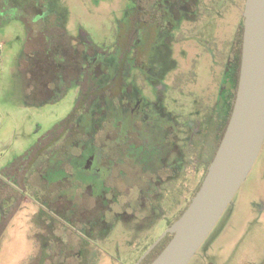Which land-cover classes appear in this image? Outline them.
Returning <instances> with one entry per match:
<instances>
[{
  "label": "rangeland",
  "instance_id": "374dc122",
  "mask_svg": "<svg viewBox=\"0 0 264 264\" xmlns=\"http://www.w3.org/2000/svg\"><path fill=\"white\" fill-rule=\"evenodd\" d=\"M134 7L135 0H0V264H136L176 219L177 203L181 209L187 205L202 181L205 168L193 171L190 165L184 170V199L181 184H173L155 215L146 216L141 208L136 214L106 220L108 226L98 229L49 201L54 176L48 171V182L31 175L20 184L8 173L11 166H23L19 158L47 138L69 115L79 96L73 84L54 101L35 102L38 96L53 93L34 92L25 71L28 56L44 40V24L62 28L76 43L83 41L101 49L110 66L117 40L128 31L129 26L122 23L124 11ZM243 8L244 0H197L189 14L174 20L166 38L144 41V31L132 49L138 58H150L152 69L160 70L166 104L181 105L178 108L184 115L202 120L206 127ZM151 29L147 26L148 34ZM116 50L118 55L129 53L120 47ZM125 61L116 65L122 68ZM154 91L146 85L142 95L148 98ZM99 140L104 141L102 135ZM57 141L48 138L44 144L43 150L56 146L51 165L64 156L59 150L65 142L63 138ZM76 151L70 148L65 155L74 168L82 163L73 156ZM92 156L87 167H102L98 149ZM80 175L77 171L76 177ZM138 177L130 173L120 180L121 187L138 183ZM72 196L67 210L80 199L78 194ZM188 264H264V140L246 178Z\"/></svg>",
  "mask_w": 264,
  "mask_h": 264
},
{
  "label": "flooded vegetation",
  "instance_id": "af4514ba",
  "mask_svg": "<svg viewBox=\"0 0 264 264\" xmlns=\"http://www.w3.org/2000/svg\"><path fill=\"white\" fill-rule=\"evenodd\" d=\"M196 2L197 0H167V3L166 0H144L142 3V0H135V7L124 11L122 23L129 27L125 38L117 40L122 45L116 42V49L120 47L124 53L129 52L127 56L118 55L115 49L116 55L110 66V61L103 56L102 60L98 58L101 61L99 66L81 67L73 73L74 84L79 90V108L49 138H57L59 142L63 138L62 143L65 142V145L59 151H64V156H58L57 162L51 165L56 146L43 150L44 145H34L19 158L21 163L24 162L22 167L18 168L17 165L16 168L11 166L7 169L12 178L19 183L34 175L48 182L45 179L49 177L48 171L54 176L50 179L49 201L53 200V204L59 209L65 208L62 212L70 211L75 215L74 218L86 219L98 229L108 226L106 220L119 218L127 213L136 214L141 208H144L146 216L155 215L166 191L171 190L173 184H181H178L181 189L180 197L184 199V170L190 165L193 171L200 172L205 168V175L218 147L226 115L233 105L243 17L237 37L230 45L213 113L205 120L209 122L207 127L202 120L184 115L178 108L181 105L175 108L166 104L160 70L152 69L150 58H138L135 52L132 53V49L135 50V44L141 39L140 33L144 31L147 34L144 41L151 37H155V41H158L159 36L161 39L164 36L166 38L175 25L174 20L181 14H189ZM149 25L152 26L150 34L147 32ZM77 44L85 45L83 41ZM122 59L126 61L121 68L116 62ZM69 73L70 76L63 78L59 84L55 83L49 92H56L58 86H64L72 78V73ZM112 81L116 82L114 87L110 86ZM236 81L238 83V79ZM146 85L155 90L148 98L142 95ZM103 115L113 117L107 120ZM100 135L104 141L99 140ZM70 148L78 150L73 156L77 162H82L76 168L70 161H65ZM96 149L102 155L104 164L100 168L89 169L88 162L94 157L92 154ZM52 157L53 160L50 161ZM28 161V168L25 169ZM77 171L81 174L79 177H76ZM130 173L141 176L138 177L141 178L140 181L121 187L120 180ZM200 183L201 181L199 185ZM73 194H78L80 199L67 210ZM187 205L181 209L177 203L175 218ZM167 234L170 233H166L153 248Z\"/></svg>",
  "mask_w": 264,
  "mask_h": 264
},
{
  "label": "water",
  "instance_id": "95a60500",
  "mask_svg": "<svg viewBox=\"0 0 264 264\" xmlns=\"http://www.w3.org/2000/svg\"><path fill=\"white\" fill-rule=\"evenodd\" d=\"M264 140V0H245L237 89L229 120L207 171L166 234L167 244L148 264H188L254 164Z\"/></svg>",
  "mask_w": 264,
  "mask_h": 264
},
{
  "label": "trees",
  "instance_id": "16d2710c",
  "mask_svg": "<svg viewBox=\"0 0 264 264\" xmlns=\"http://www.w3.org/2000/svg\"><path fill=\"white\" fill-rule=\"evenodd\" d=\"M242 29V26H241ZM44 32V40L41 43L40 47H37L33 50L30 56H28L29 61H27V65L25 71L28 73V80L30 82V86L34 89V92H47L52 90L51 88L53 85L59 84L62 82L63 78L66 76H70L72 73V78L61 86L57 88L56 92L50 93V95L45 94L41 95V97H37L35 102L44 103L48 101H54L61 96H63L69 87H71L75 83V74H73L76 70L81 67H88V66H99L103 54L101 53V49H96L93 44H85L79 45L73 42L71 36L65 33L62 28L54 27L53 25L44 24L42 27ZM241 45V39H240ZM241 57V48L237 58V66H236V77H235V87L237 84L238 79V72H239V63ZM100 58V60L98 59ZM107 61L108 58L106 57ZM113 64V62H112ZM235 90V89H234ZM235 98V91L233 94L232 104ZM79 99V98H78ZM232 106L229 108V111L226 115V121L221 132L220 137L218 138V143L220 142L223 132L226 128L227 122L230 117V113L232 110ZM79 108V105L76 103L75 107L69 113V115L59 122L56 126H54L47 134V138L40 139L36 145H44L46 140L50 138L52 132H54L60 125H63L64 122L69 119L75 111ZM213 158V157H212ZM211 158V160H212ZM199 188V186H198ZM197 188V189H198ZM197 191V190H196ZM4 227V224L1 228ZM172 234H167L159 244L153 248L143 259L140 264H148L152 261L157 254L162 250V248L167 244L169 239L171 238Z\"/></svg>",
  "mask_w": 264,
  "mask_h": 264
}]
</instances>
